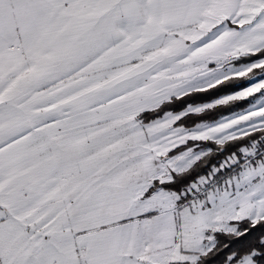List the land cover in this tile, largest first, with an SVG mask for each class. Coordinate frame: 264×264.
<instances>
[{"label":"snow or ice","instance_id":"snow-or-ice-1","mask_svg":"<svg viewBox=\"0 0 264 264\" xmlns=\"http://www.w3.org/2000/svg\"><path fill=\"white\" fill-rule=\"evenodd\" d=\"M0 264H264V0H0Z\"/></svg>","mask_w":264,"mask_h":264}]
</instances>
